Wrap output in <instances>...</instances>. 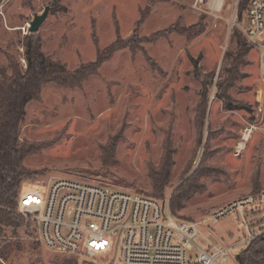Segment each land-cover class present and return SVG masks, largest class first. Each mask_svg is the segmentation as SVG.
Returning a JSON list of instances; mask_svg holds the SVG:
<instances>
[{
    "label": "rangeland",
    "instance_id": "374dc122",
    "mask_svg": "<svg viewBox=\"0 0 264 264\" xmlns=\"http://www.w3.org/2000/svg\"><path fill=\"white\" fill-rule=\"evenodd\" d=\"M190 1L0 0V69L7 73L9 60L25 68L23 43L30 34L45 55L69 69L93 61L117 38L131 37L137 46L116 50L79 86L48 83L27 103L19 138L40 147L22 164L39 173L20 188L45 190L54 180L72 179L152 195L148 170L167 155L170 176L156 198L166 201L193 170L205 166L214 171L200 178L203 189L175 215L199 223L200 245H232L224 264H238L236 254L264 230L234 244L242 228L232 211L207 218L264 191V136L254 133L241 152L235 149L247 124L258 120V53L250 48L236 78L224 80L237 47L228 20L199 13ZM45 6V20L30 33L29 22ZM231 6L224 2L223 18L230 17ZM156 32L152 41L140 42ZM107 143L111 161L102 159ZM0 252L3 264H94L48 250L27 225L1 235Z\"/></svg>",
    "mask_w": 264,
    "mask_h": 264
},
{
    "label": "built area",
    "instance_id": "2783aa9c",
    "mask_svg": "<svg viewBox=\"0 0 264 264\" xmlns=\"http://www.w3.org/2000/svg\"><path fill=\"white\" fill-rule=\"evenodd\" d=\"M225 1H232L229 18L220 15ZM239 1L189 3L199 13L228 20L229 32L236 27L258 53V120L244 128L236 154L252 134L264 136V0H247L241 12ZM230 211L242 228V239L234 244H244L264 230V191L232 201L207 219ZM15 212L35 223L37 240L48 250L94 264L99 258L104 264H224L232 248L200 245L199 223L173 216L169 200L72 179L54 180L45 190L22 189Z\"/></svg>",
    "mask_w": 264,
    "mask_h": 264
},
{
    "label": "trees",
    "instance_id": "16d2710c",
    "mask_svg": "<svg viewBox=\"0 0 264 264\" xmlns=\"http://www.w3.org/2000/svg\"><path fill=\"white\" fill-rule=\"evenodd\" d=\"M246 3L247 0L239 1V12L245 8ZM185 31V29L182 30V32ZM230 34L235 38L237 47L234 55L231 56L229 68L226 70L227 76L224 78L226 81L236 78L240 63L252 48L236 27L231 28ZM157 35H159L157 32L153 33L148 38H142L140 42H150ZM23 48L26 62L24 69L18 67L13 60L8 61V73L0 69V236L4 235L7 230L13 233L22 225L31 226L37 233V227L30 218L25 217L24 220L13 213L21 191V182L39 173L25 169L22 164L26 155L40 147V144L35 145L19 138L20 123L25 115L27 103L37 99L42 86L48 83L66 88L79 86L90 75L95 74L101 64L108 60L116 50L123 48L133 50L137 46L131 37L124 40L117 38L99 51L93 61L81 64L75 69H69L64 63L45 55L41 51L39 39L33 34L26 37ZM111 147L109 143L102 147L101 153H103L104 161H111ZM170 167L171 162L167 155H164L157 168L148 170L152 195L139 194L161 201L162 199L156 198L163 195L170 176ZM212 171L214 170L200 166L171 191L169 209L173 216L177 217L175 211L183 201L203 189L199 180L211 174ZM2 258L3 253L0 252V264H3ZM235 258L238 264H264V234L250 240Z\"/></svg>",
    "mask_w": 264,
    "mask_h": 264
},
{
    "label": "water",
    "instance_id": "95a60500",
    "mask_svg": "<svg viewBox=\"0 0 264 264\" xmlns=\"http://www.w3.org/2000/svg\"><path fill=\"white\" fill-rule=\"evenodd\" d=\"M49 11V6H45L41 13L34 14L33 19L29 22L28 31L30 33L36 32L40 24L45 20Z\"/></svg>",
    "mask_w": 264,
    "mask_h": 264
}]
</instances>
